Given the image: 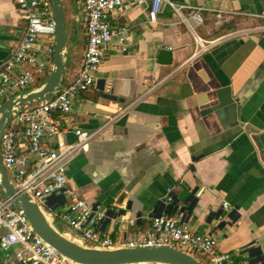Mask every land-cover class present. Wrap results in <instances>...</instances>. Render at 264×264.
Returning <instances> with one entry per match:
<instances>
[{"label": "crops", "instance_id": "crops-1", "mask_svg": "<svg viewBox=\"0 0 264 264\" xmlns=\"http://www.w3.org/2000/svg\"><path fill=\"white\" fill-rule=\"evenodd\" d=\"M172 1L206 8L196 32L218 39L195 53L168 5L155 23L140 8L112 15L109 26L123 29L127 49L119 50L118 39L108 44L93 86L60 117L68 130L95 132L69 162L67 185L99 206V230L113 241L147 229L154 215L175 214L191 231L213 233L217 251L254 264L264 253V0ZM63 3L72 32L67 83L81 64L85 14L81 0ZM23 29L15 0H0V62ZM236 30L243 33L224 36ZM162 49L168 63L158 60ZM60 138L75 141L71 132ZM44 204L71 237L58 218L66 199L54 194ZM5 254L0 249V264ZM194 256L207 264L205 255Z\"/></svg>", "mask_w": 264, "mask_h": 264}, {"label": "built area", "instance_id": "built-area-1", "mask_svg": "<svg viewBox=\"0 0 264 264\" xmlns=\"http://www.w3.org/2000/svg\"><path fill=\"white\" fill-rule=\"evenodd\" d=\"M85 14L86 43L81 64L74 77L59 88L55 95L43 102L24 105L8 119L0 137V162L18 193L41 205L54 194H61L68 202L58 218L88 244L103 248L163 245L188 254H202L207 264H247L235 261L232 254L216 250L213 233L199 234L175 214L160 213L151 218L147 229L135 232L128 240L113 241L99 230L103 213L99 206L77 196L67 185V166L71 159L94 136L79 128L68 130L61 115L71 112V103L80 93L94 84V75L113 39L120 42L119 50L127 49L123 29L109 26L112 15H124L131 9L144 11L149 23H155L163 5L170 6L191 34L195 53L212 46L216 39L201 38L196 28L203 23L199 5L177 4L172 0H81ZM16 10L24 22L23 32L7 57L0 62V104L29 91L38 77L52 65L55 23L50 0H15ZM221 17V11H214ZM242 30L224 35L239 36ZM223 37V36H222ZM32 90V89H31ZM71 132L73 143L60 136ZM54 139L53 146L46 141ZM170 201V197H166ZM0 248L6 253L4 264H80L58 253L34 233L22 212L8 199L0 197ZM132 264H165L139 262Z\"/></svg>", "mask_w": 264, "mask_h": 264}, {"label": "water", "instance_id": "water-1", "mask_svg": "<svg viewBox=\"0 0 264 264\" xmlns=\"http://www.w3.org/2000/svg\"><path fill=\"white\" fill-rule=\"evenodd\" d=\"M55 23L52 66L44 82L18 97L0 104V137L11 115L20 112L24 105L43 102L55 95L63 85L70 49L66 45V20L63 0H50ZM158 60L168 63L170 51L162 49ZM0 190L11 205L20 210L32 230L58 253L80 264H132L139 262H161L165 264H203L194 255L177 248L163 245L103 248L88 244L73 232L68 237L59 221L42 208L46 207L18 193L0 162ZM48 211V210H47ZM254 264H264V253L255 256Z\"/></svg>", "mask_w": 264, "mask_h": 264}, {"label": "rangeland", "instance_id": "rangeland-1", "mask_svg": "<svg viewBox=\"0 0 264 264\" xmlns=\"http://www.w3.org/2000/svg\"><path fill=\"white\" fill-rule=\"evenodd\" d=\"M65 6V5H64ZM64 10H65V13H68V8L67 7H64ZM65 20H66V39H67V41L69 40V39H71V37H72V32H70L69 30H68V26L70 25V22H69V19L67 18V17H65ZM241 27H244V28H246L245 26H241ZM46 78V77H45ZM0 197H3V193L1 192V190H0ZM68 202V199L66 200V203ZM42 208H43V210L47 213L48 211H47V208L46 207H43L42 206ZM56 212H58V211H56ZM60 212V211H59ZM51 214V213H50ZM51 215H53V214H51ZM1 249V248H0Z\"/></svg>", "mask_w": 264, "mask_h": 264}, {"label": "trees", "instance_id": "trees-1", "mask_svg": "<svg viewBox=\"0 0 264 264\" xmlns=\"http://www.w3.org/2000/svg\"><path fill=\"white\" fill-rule=\"evenodd\" d=\"M45 78H42V77H38L34 83V85L30 88H28L29 90L35 88V87H38L40 86L43 82H44Z\"/></svg>", "mask_w": 264, "mask_h": 264}]
</instances>
